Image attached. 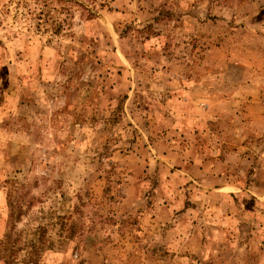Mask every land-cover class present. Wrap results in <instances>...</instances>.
Here are the masks:
<instances>
[{"label":"rangeland","instance_id":"1","mask_svg":"<svg viewBox=\"0 0 264 264\" xmlns=\"http://www.w3.org/2000/svg\"><path fill=\"white\" fill-rule=\"evenodd\" d=\"M253 95L264 0H0V264H264Z\"/></svg>","mask_w":264,"mask_h":264},{"label":"crops","instance_id":"2","mask_svg":"<svg viewBox=\"0 0 264 264\" xmlns=\"http://www.w3.org/2000/svg\"><path fill=\"white\" fill-rule=\"evenodd\" d=\"M249 105H252V106H249V107H253V106L261 107L260 108L261 110L257 109V112L252 113L251 111H249V113H251V119L253 118V123H258V121L261 120L263 125H264V98H259V96H254L253 95L252 98L249 99Z\"/></svg>","mask_w":264,"mask_h":264}]
</instances>
